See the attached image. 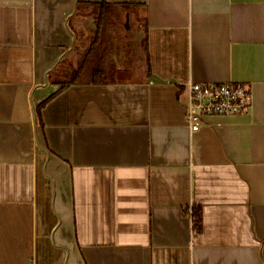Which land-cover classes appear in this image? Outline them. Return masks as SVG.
I'll return each mask as SVG.
<instances>
[{"label": "crops", "instance_id": "1", "mask_svg": "<svg viewBox=\"0 0 264 264\" xmlns=\"http://www.w3.org/2000/svg\"><path fill=\"white\" fill-rule=\"evenodd\" d=\"M0 264H264V0H0Z\"/></svg>", "mask_w": 264, "mask_h": 264}, {"label": "built area", "instance_id": "2", "mask_svg": "<svg viewBox=\"0 0 264 264\" xmlns=\"http://www.w3.org/2000/svg\"><path fill=\"white\" fill-rule=\"evenodd\" d=\"M190 108L186 114L192 132H198L206 116H235L251 107L252 94L242 84H189Z\"/></svg>", "mask_w": 264, "mask_h": 264}, {"label": "trees", "instance_id": "3", "mask_svg": "<svg viewBox=\"0 0 264 264\" xmlns=\"http://www.w3.org/2000/svg\"><path fill=\"white\" fill-rule=\"evenodd\" d=\"M92 10H94V15L96 17L97 22V34H101L102 32L106 31V17H111V15L114 13L112 8L109 6H106V3L102 4H92L91 5ZM87 60H93L94 62L99 63L104 58H94L91 56V53L86 56ZM94 69V67H93ZM92 73V82L94 83H106L112 79H107L106 76L109 72L102 71V69L99 67H95V70L91 72ZM43 105V104H42ZM40 106V108L42 107ZM201 209L195 208L193 212V222L194 227L197 231H200L201 229Z\"/></svg>", "mask_w": 264, "mask_h": 264}, {"label": "rangeland", "instance_id": "4", "mask_svg": "<svg viewBox=\"0 0 264 264\" xmlns=\"http://www.w3.org/2000/svg\"><path fill=\"white\" fill-rule=\"evenodd\" d=\"M78 71H73L72 74H71V77H76V75H79V73H77ZM117 73H111V74H108L107 77H113V76H116ZM119 76V75H118ZM69 77V76H68ZM82 77L83 78H91L92 77V73H91V70H90V67L88 66V68L83 72L82 74Z\"/></svg>", "mask_w": 264, "mask_h": 264}]
</instances>
